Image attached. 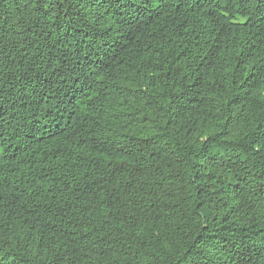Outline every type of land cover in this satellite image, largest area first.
Instances as JSON below:
<instances>
[{
	"label": "trees",
	"instance_id": "obj_1",
	"mask_svg": "<svg viewBox=\"0 0 264 264\" xmlns=\"http://www.w3.org/2000/svg\"><path fill=\"white\" fill-rule=\"evenodd\" d=\"M0 264H264V0H0Z\"/></svg>",
	"mask_w": 264,
	"mask_h": 264
}]
</instances>
